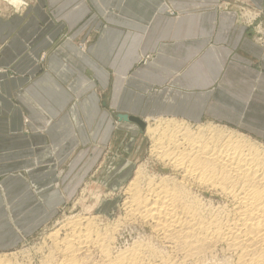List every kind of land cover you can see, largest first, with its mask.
I'll list each match as a JSON object with an SVG mask.
<instances>
[{
	"label": "crops",
	"instance_id": "crops-1",
	"mask_svg": "<svg viewBox=\"0 0 264 264\" xmlns=\"http://www.w3.org/2000/svg\"><path fill=\"white\" fill-rule=\"evenodd\" d=\"M26 2L0 4V252L69 204L119 114L264 138V45L218 0Z\"/></svg>",
	"mask_w": 264,
	"mask_h": 264
},
{
	"label": "bare ground",
	"instance_id": "bare-ground-1",
	"mask_svg": "<svg viewBox=\"0 0 264 264\" xmlns=\"http://www.w3.org/2000/svg\"><path fill=\"white\" fill-rule=\"evenodd\" d=\"M151 121L145 129L151 154L175 175L151 176L139 166L123 202L126 221L145 223L149 233L136 232L122 247L116 226L101 227V215L67 217L37 248L38 263L264 264V145L213 125L192 128L172 117ZM189 185L224 204L204 205ZM9 258L0 255V264H20Z\"/></svg>",
	"mask_w": 264,
	"mask_h": 264
},
{
	"label": "rangeland",
	"instance_id": "rangeland-1",
	"mask_svg": "<svg viewBox=\"0 0 264 264\" xmlns=\"http://www.w3.org/2000/svg\"><path fill=\"white\" fill-rule=\"evenodd\" d=\"M2 2L3 4L7 2L10 5L9 8L11 12H21L27 7L26 0H0V4ZM218 2L220 10H223L222 12H226L227 10L232 12L234 23L237 26L249 30L251 32L252 39L259 45H264V6L255 7L251 4L250 0H218ZM228 3L230 5H228ZM104 98L106 99L107 96ZM139 118L144 121V128H141L134 122L120 120L123 127L118 125V129L115 131L117 134L114 133V139H116L117 143L114 146L111 145L108 147V151H106L107 153L102 156L100 162L95 163L93 171L86 179V184L80 186L79 191L70 200L69 204L59 210L52 222L42 226L32 235V237L22 242V244H20L17 248L0 252V255H8V257H10L9 259L13 261L17 260L20 264H32L34 258L35 263L33 264H39L37 258L39 257L38 259H40V254H36L35 252L38 251L37 248L47 241V235L55 228H58L60 223H62V221H64L67 217L77 215H90L96 216L97 218L101 215V219L103 220H100L102 222L104 221V223L106 222L105 225H101V227L116 226L117 234H120H118L117 243L122 247L132 242L133 238H135L138 234L136 232L141 233L145 228V232L149 233L150 228L145 223L136 221L138 222L136 225V222H134V224L126 221L123 209V202L126 200L127 196L125 191L139 166H142L144 171L147 169L146 172L151 176L153 174L154 176H167V174L169 176H173L175 173L170 170L168 166H165L161 162L159 163V161L153 158L150 151L151 140L145 133V129L149 122L152 124V119H158L161 117L151 116L149 118L143 116ZM25 121H27V119H25ZM188 123L192 128L198 126L191 122ZM200 124L201 126L213 125L224 132L228 130L236 131L239 134L250 137V139H253L254 141L260 142L261 145H264V138H261L260 135L252 134L247 129L243 130L221 123H210L208 119H205L204 122ZM134 125L136 128H133ZM189 186L191 187L194 195L197 194V197L200 196L198 198L201 199V203L205 202L204 205H211V203L214 202L211 206L218 207L224 204L221 197L213 195L210 191H201L194 185ZM198 190H200V192ZM89 191H91V194ZM90 195H96L97 200ZM219 200H221L222 203ZM139 222L142 224L141 226ZM222 255L223 253L218 250L217 256L221 258ZM30 257H32L31 261H29Z\"/></svg>",
	"mask_w": 264,
	"mask_h": 264
},
{
	"label": "water",
	"instance_id": "water-1",
	"mask_svg": "<svg viewBox=\"0 0 264 264\" xmlns=\"http://www.w3.org/2000/svg\"><path fill=\"white\" fill-rule=\"evenodd\" d=\"M118 117L121 121H131L138 124L141 128H144V121H142L139 117L126 114H119Z\"/></svg>",
	"mask_w": 264,
	"mask_h": 264
}]
</instances>
